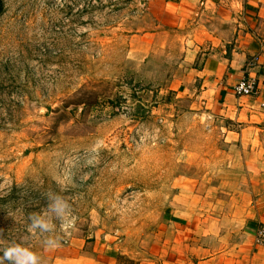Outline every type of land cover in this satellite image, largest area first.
<instances>
[{
    "label": "rangeland",
    "instance_id": "obj_1",
    "mask_svg": "<svg viewBox=\"0 0 264 264\" xmlns=\"http://www.w3.org/2000/svg\"><path fill=\"white\" fill-rule=\"evenodd\" d=\"M167 1L0 0V248L133 264L180 177L206 168L223 139L196 82L179 86L192 30L160 22Z\"/></svg>",
    "mask_w": 264,
    "mask_h": 264
},
{
    "label": "crops",
    "instance_id": "obj_2",
    "mask_svg": "<svg viewBox=\"0 0 264 264\" xmlns=\"http://www.w3.org/2000/svg\"><path fill=\"white\" fill-rule=\"evenodd\" d=\"M159 20L191 24L182 59L189 79L179 86L196 82V93L189 92L194 113L207 116L223 141L206 145L213 150L206 168L180 177L174 202L130 258L264 264V247L254 243L264 225V0H168ZM242 78L254 80L253 95L235 94ZM214 119L228 126H214Z\"/></svg>",
    "mask_w": 264,
    "mask_h": 264
},
{
    "label": "clouds",
    "instance_id": "obj_3",
    "mask_svg": "<svg viewBox=\"0 0 264 264\" xmlns=\"http://www.w3.org/2000/svg\"><path fill=\"white\" fill-rule=\"evenodd\" d=\"M66 225L64 227H68ZM49 228L48 223H44L41 220L37 219L36 216L32 217V223L30 225V231L35 232L37 229L41 231H47ZM49 246H55L47 241ZM0 251L3 252V256H0V264H4L5 260L9 264H39V257L30 251L28 248L23 247L18 244H10L7 247L0 248Z\"/></svg>",
    "mask_w": 264,
    "mask_h": 264
},
{
    "label": "built area",
    "instance_id": "obj_4",
    "mask_svg": "<svg viewBox=\"0 0 264 264\" xmlns=\"http://www.w3.org/2000/svg\"><path fill=\"white\" fill-rule=\"evenodd\" d=\"M233 90L238 96L253 95L256 92L255 82L250 78H242L234 85ZM262 106H264V102H262ZM254 243L264 247V225H260L257 228L254 236Z\"/></svg>",
    "mask_w": 264,
    "mask_h": 264
}]
</instances>
